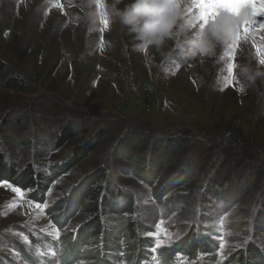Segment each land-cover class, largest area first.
Here are the masks:
<instances>
[{
	"label": "rangeland",
	"instance_id": "374dc122",
	"mask_svg": "<svg viewBox=\"0 0 264 264\" xmlns=\"http://www.w3.org/2000/svg\"><path fill=\"white\" fill-rule=\"evenodd\" d=\"M83 3L0 0V264H264V81L238 70L264 29L193 60L137 47L115 18L88 23ZM101 168L135 213L104 212L96 238L58 208Z\"/></svg>",
	"mask_w": 264,
	"mask_h": 264
},
{
	"label": "clouds",
	"instance_id": "9594fccd",
	"mask_svg": "<svg viewBox=\"0 0 264 264\" xmlns=\"http://www.w3.org/2000/svg\"><path fill=\"white\" fill-rule=\"evenodd\" d=\"M121 5H123L121 7ZM84 18L88 23L110 22L115 18L133 35L137 47L163 49L174 42L190 59L214 57L231 51L233 45L246 42L252 21L264 18V5L249 0H231L216 5L200 0H84ZM204 15V13H209ZM264 49L255 63L238 66L239 75L248 84L264 81ZM244 91L243 85L241 86Z\"/></svg>",
	"mask_w": 264,
	"mask_h": 264
},
{
	"label": "trees",
	"instance_id": "16d2710c",
	"mask_svg": "<svg viewBox=\"0 0 264 264\" xmlns=\"http://www.w3.org/2000/svg\"><path fill=\"white\" fill-rule=\"evenodd\" d=\"M6 68V65L0 61V75L5 71ZM6 85L7 88L14 91L25 90L20 81L11 80L8 81ZM61 137L62 138L60 139L61 142L59 143V147L64 146L68 141L73 139L74 135H61ZM97 144L98 143H96L95 146H97ZM92 148H94V146L87 148L85 150V154L81 152L82 154H80V157L83 158L86 156L87 153L92 151ZM78 164L79 161L76 163L73 161L70 164V169L77 166ZM0 167H3L1 145ZM107 176V170L105 168H101L90 175H87L82 181L77 183V186L74 189L75 194H73V196L70 195L71 198H68V200L58 208V210L63 212H68L72 208L76 209L78 213L80 212L79 215L84 223L85 229L90 231V236L94 234L96 238H99L102 234V217L108 211L121 212L129 215L135 213V201L133 194L122 193L120 190L114 189L113 185H110V183L107 182ZM15 177H17V175H15ZM22 179L24 180L23 183H25V186L28 185L29 187H37L39 174L33 169V167H28L27 172L22 175L21 181H23ZM105 182L107 183L106 185ZM129 222L130 223L126 224L127 230L135 235V240L140 243V238L137 234V225L134 219H131ZM133 262H135V260H133Z\"/></svg>",
	"mask_w": 264,
	"mask_h": 264
},
{
	"label": "snow or ice",
	"instance_id": "6c2138e0",
	"mask_svg": "<svg viewBox=\"0 0 264 264\" xmlns=\"http://www.w3.org/2000/svg\"><path fill=\"white\" fill-rule=\"evenodd\" d=\"M225 2H231V0H200V3L201 4H205V5H216V4H220V3H225ZM249 2H253V3H256L258 2L259 4H262L264 5V0H249ZM210 14V11L209 13H204V15H209ZM105 25L107 24V21H104L103 22ZM252 25L254 26H250L247 31H250V32H254L255 31V28L258 26L262 29H264V23L262 22H259L258 20H254L251 22ZM237 46L236 45H233V49H235ZM264 49V45H261V46H258L257 47V53H260L261 50ZM232 59L234 60L235 59V56H234V53L232 54ZM261 63H264V59H261L260 61ZM235 68V63H232L229 65L228 69H227V76L225 77L224 79V83L225 85H229V84H232L233 81H234V76H233V69ZM240 91H242V88H240ZM40 205H37V207H39ZM155 235V234H153ZM157 246H159V240H157Z\"/></svg>",
	"mask_w": 264,
	"mask_h": 264
}]
</instances>
